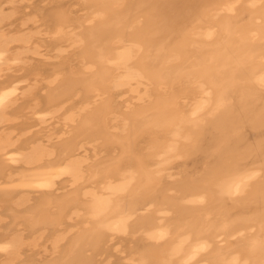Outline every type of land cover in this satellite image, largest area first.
<instances>
[{
  "label": "bare ground",
  "instance_id": "1",
  "mask_svg": "<svg viewBox=\"0 0 264 264\" xmlns=\"http://www.w3.org/2000/svg\"><path fill=\"white\" fill-rule=\"evenodd\" d=\"M51 1L0 0V264H264V0Z\"/></svg>",
  "mask_w": 264,
  "mask_h": 264
},
{
  "label": "rangeland",
  "instance_id": "2",
  "mask_svg": "<svg viewBox=\"0 0 264 264\" xmlns=\"http://www.w3.org/2000/svg\"><path fill=\"white\" fill-rule=\"evenodd\" d=\"M49 1H51V0H48V2H47V0H22V1H19V0H17V2L15 3V5L17 6V13H16V16L17 17H20V19L21 18H24V17H26V16H28V15H30V14H37V12L36 11H38V14L37 15H39V14H41V13H43L42 11L44 10V9H42V8H47L49 5H47V3H49V4H52V2L53 1H51V3L49 2ZM72 1L73 0H69L68 2H69V4L71 3V6H69V12L71 13V15L72 16H77V15H81L82 14V11H81V9L80 8H78L77 7V4L75 3V1H73V4H72ZM47 2V3H46ZM45 4V6L44 7H42L43 5ZM6 5V7L7 8H10L11 6L8 4V3H6L5 4ZM47 5V6H46ZM41 7V8H40ZM70 7H72V8H70ZM75 7V8H74ZM77 7V8H76ZM34 9H35V11H34ZM38 9V10H37ZM42 9V10H41ZM77 11V12H75V10ZM77 9H80L79 11L77 10ZM71 10H72V12H71ZM40 11V12H39ZM81 11V12H80ZM23 12H26L27 14L26 15H24L23 14ZM36 12V13H35ZM80 12V13H79ZM78 13V14H77ZM39 16H41V15H39ZM40 22H42V20H40ZM14 26H15V24H14ZM40 26H41V28L42 29H45V28H43L44 27V25H42V24H40ZM63 42V43H62ZM61 43H59V44H65V42L64 41H62ZM49 45H48V44ZM51 44V41H49V38L48 37H46V41H45V45H46V47L43 49V52H45V54H47V55H50V54H53L52 52L53 51H51V49H53V48H50V47H54L52 44ZM48 45V46H47ZM47 61H52V59L51 58H49ZM35 62V61H34ZM53 62V61H52ZM35 63H38L37 61L35 62ZM50 122H48V127L49 128H51L52 126H55L56 127V129H57V127L60 125V123H58L57 125H56V122H55V119H53V120H49ZM34 129V128H33ZM20 171L19 170H15L14 171V173H19ZM17 178H19V177H17ZM14 179H16V178H14ZM59 186V187H58ZM57 186V188H58V191L60 190H62V189H64V187H62V186H60V185H58ZM60 188H62V189H60ZM3 208V207H2ZM3 215V214H2ZM3 216H6L5 214L3 215ZM8 217V215L6 216V221L8 222V219H9V217ZM6 221H5V223H6ZM2 223H4V222H1V224H0V227H1V229H0V231H2L3 230V226H2ZM122 239H115V240H112L113 242H112V245H113V243H114V246H113V249H112V252L111 253H109V254H107V257L106 256H104L103 257V259H105L103 262H101V264H118V261L119 260H123V258L122 259H119L118 260V255H122V256H124L125 255V252H124V250H125V248L126 247H124V246H126V241L124 242V240L123 241H121ZM119 241V242H118ZM121 242V243H120ZM42 243V242H41ZM221 243H223V244H225L226 243V240L224 241H221ZM45 244H49V242L47 243V241L45 242ZM121 246V247H120ZM123 246V247H122ZM118 249V250H115V249ZM122 248H124V249H122ZM120 250H122V253H119V251ZM114 251V252H113ZM25 254H23L22 253V258L23 259H25V261L22 259V261H23V263L22 264H24V262H26L28 259L27 258H29L30 260H35V261H33V262H35V264L37 263V262H39V261H42L44 258L43 257H45V256H47V254H49L48 252H47V250L44 252V250H38V251H34L33 253H32V255L31 256H29V253L31 254V251H26V252H24ZM28 253V254H27ZM36 253H37V255H36ZM117 253V254H116ZM27 255L28 257L27 258H25V256ZM112 255V256H111ZM110 256V257H109ZM117 256V257H116ZM32 257H34V258H32ZM46 258V257H45ZM0 259L2 260V257H0ZM20 259V260H21ZM27 259V260H26ZM108 259H109V261H108ZM108 261V262H107ZM112 262V263H111ZM122 262H124V260L122 261ZM122 262H120L119 261V263H122ZM17 263H18V261H17ZM21 264V263H20ZM34 264V263H33Z\"/></svg>",
  "mask_w": 264,
  "mask_h": 264
}]
</instances>
